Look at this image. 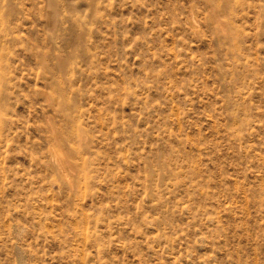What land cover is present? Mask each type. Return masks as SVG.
I'll return each instance as SVG.
<instances>
[{
	"label": "rangeland",
	"instance_id": "374dc122",
	"mask_svg": "<svg viewBox=\"0 0 264 264\" xmlns=\"http://www.w3.org/2000/svg\"><path fill=\"white\" fill-rule=\"evenodd\" d=\"M0 264H264V0H0Z\"/></svg>",
	"mask_w": 264,
	"mask_h": 264
},
{
	"label": "bare ground",
	"instance_id": "6f19581e",
	"mask_svg": "<svg viewBox=\"0 0 264 264\" xmlns=\"http://www.w3.org/2000/svg\"><path fill=\"white\" fill-rule=\"evenodd\" d=\"M220 2H221V1H220ZM220 2H219V3H220ZM222 29H223V28H222ZM235 34H236V33H235ZM234 39H235V38H234ZM62 167H63V166H62Z\"/></svg>",
	"mask_w": 264,
	"mask_h": 264
}]
</instances>
